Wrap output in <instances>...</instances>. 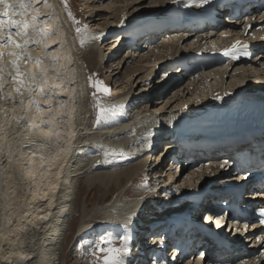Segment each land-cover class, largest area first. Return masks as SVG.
<instances>
[{
    "label": "bare ground",
    "instance_id": "obj_1",
    "mask_svg": "<svg viewBox=\"0 0 264 264\" xmlns=\"http://www.w3.org/2000/svg\"><path fill=\"white\" fill-rule=\"evenodd\" d=\"M169 1L171 0H107L101 4L98 0L95 4L97 0H91V3H94L90 8L103 9L102 14L109 16H106L105 20L108 18L107 22L111 20V23H95L97 28L77 32L61 0H47L48 7H45L44 0H39L38 3L33 0L34 7L41 10L37 27L46 28L53 34L42 39L39 44L30 43L27 51L33 60L21 62L23 71L39 75L40 68L45 70L47 80L39 81L44 87L43 93L36 85H32L30 91L24 89L21 104L19 93L14 91L18 85L13 84L7 76L8 67L4 69L6 83L0 89V264H59L61 241L68 230L76 192L82 182L92 189L95 185L100 188L103 185L105 189H102L106 190V193L110 189L117 190L122 187L125 181L128 183L141 167L145 166L147 160L142 157L143 151L147 148L154 129L161 126L162 120H168L170 127L179 122L186 124L188 133L190 130L192 134H210L222 138L238 136L254 125V121L247 120L246 116H254L264 109V65H259L264 64V44L259 43L260 38H264V24L259 27L260 31L256 36H253L255 33L250 29L252 26L247 28L245 22L235 28L228 25H220L216 29L211 25L203 26L200 28L209 32L197 34L194 38V34L184 29L170 28L174 31L173 34L166 38L157 37L158 40L155 42V39L149 48L135 50L138 43L136 46H123L125 29L136 26V23L140 22L139 17H149L157 11H160L157 18L161 21L170 8L167 5ZM182 3L183 10L185 8L188 14L195 15L193 7L200 4L201 0H182ZM130 8L132 10L129 11ZM32 15H35L34 11L29 12L26 18L30 21ZM97 15L92 20L100 18ZM13 17L20 18L15 12ZM115 39L117 41L113 49L119 44L116 51H105L102 43L110 40V45ZM236 41L244 45L254 42L252 46L258 49L255 64L260 69L248 66L253 62V59H246L249 47L239 48L234 56L224 55V49H231ZM9 50L10 48H6L5 52ZM124 50L127 51L125 55L116 60L115 57ZM95 55L99 56V61H117L119 64L120 60L122 61L120 65L116 62L120 69L123 68V80L118 83L123 92L118 98L127 94L138 98L145 96V99L137 98L138 104L143 102L140 107L136 104L133 113L139 108L138 112L102 127H93L90 123L87 125L84 117V95L88 92L86 64H91ZM36 57L41 58L39 66L35 63ZM4 59L9 61L13 57L6 55ZM189 61L195 62V66L200 70L208 67L210 69L211 65H219L221 61L229 65V69L220 65L219 68L212 67L208 74L199 73L201 82L198 83L196 91L192 84L194 82H191L193 86L187 84L188 90L191 91L188 96H176L172 93L159 106H156L155 102L148 103L153 92L159 94L163 91L166 94L169 87L177 84L174 82L167 86L170 84L167 81L172 76L166 78L163 75L165 69L174 64L176 72L180 71L179 74L183 77L182 70L191 71ZM185 64H188V68L183 67ZM233 65L240 69L236 72L233 68L231 72ZM119 71L115 70L113 75ZM234 73H238V78H235L238 83L229 85H233L235 89V92L231 93V90L225 87L224 79ZM251 75H255V78L251 79ZM156 76L159 77L157 82L160 84L153 82ZM239 81L243 82L240 84ZM140 82H144L143 85L150 84L152 89L136 90ZM117 93L118 91L115 94ZM8 95L12 96L11 100L3 98ZM217 96L223 99H217ZM34 101H39V111ZM127 104V101L125 104L119 102V105ZM180 132L181 129L177 130V134ZM46 141H50V146ZM167 143L168 140L163 142L166 146ZM162 154L161 152V156ZM201 157L207 156L202 154ZM221 164H224L223 168ZM152 166L160 168L159 164ZM167 170L164 176L168 173L169 177H164L163 184H160L158 189L155 182L161 181V174H156L160 171L162 173L163 170L154 172L156 180L150 189H146L147 186L139 188L136 190L138 195L128 201L113 200L104 213L110 218L120 216L131 219V211L141 206L142 209H139L149 215L145 217V224L149 220L156 224L161 220L165 222L163 219L167 217H187L194 197H202L197 189L200 191L210 186L216 188L227 177L235 175L230 163L225 164L221 159L202 163L199 161L190 166L182 162L178 173L172 167ZM164 186L168 188V195H161ZM124 190L123 188L122 191L125 192ZM155 190L154 194L158 191L160 198H156V206L151 210L150 206L154 203L150 204V197ZM141 193L146 195L140 197ZM255 194L253 193L254 197ZM258 196L264 197V194L259 193ZM176 207L179 209L175 210ZM153 210L158 211V216L154 215ZM44 216L47 219L40 218ZM162 217L164 218L161 219ZM221 222L222 218H217L215 223H211L212 227L219 226V230L224 229L225 225L221 228ZM226 230L225 228L224 232ZM127 232L129 233V230ZM244 232V226H237L233 240L242 238ZM243 239L245 242L250 241L246 246H254L258 254L236 264H264L262 236L253 233ZM126 245L130 250L126 252L127 259L135 254V249L130 246V242ZM147 246L148 243L143 248ZM198 258H188L180 261V264H207L200 262ZM162 260L161 258L159 261ZM148 264H152L150 260Z\"/></svg>",
    "mask_w": 264,
    "mask_h": 264
},
{
    "label": "rangeland",
    "instance_id": "obj_2",
    "mask_svg": "<svg viewBox=\"0 0 264 264\" xmlns=\"http://www.w3.org/2000/svg\"><path fill=\"white\" fill-rule=\"evenodd\" d=\"M100 1L102 4L103 2L105 3L107 0H104V1L100 0ZM61 2L66 10L67 15L71 19L70 21L72 23L74 30H75L74 22L75 24H80L79 29L82 31L84 29L90 30V29L97 28L98 27L96 25L97 23L104 24L108 20V18L107 20H105L106 16L109 17L108 14H102L104 12L103 9L96 10V8H92V9L90 8V7H93L91 6V4L94 3V2L91 3V0H89V2H84L83 0H61ZM96 3H98V0L97 2H95V4ZM87 4H89L90 6H87ZM130 10H132V8H130L129 11ZM69 13H71V15H69ZM96 13L97 14L99 13V14L97 15ZM95 14L97 15V17H100V18L92 20L96 18ZM109 23H111V20L107 22V24ZM110 30L111 29H108V31ZM194 37H196V35H194L192 38ZM163 38H166V36H163ZM116 39L110 45H108V42L110 40L102 43L103 49H105V51H108L109 49H113V45L117 41ZM118 45L113 49L112 53L116 51V49L118 48ZM126 52L127 51L124 50L123 52H121L120 55H117L115 59L117 60L121 56L125 55ZM98 57H99L98 55H95L93 57L92 63L86 64L87 65L86 70L88 73V92L84 95V99H85L84 117H85V122L87 123V125H89L90 123V125H92L93 127H102L103 125H106L107 123H114L118 121V119H121L122 117L132 116L133 114L139 111V108H137L136 112L132 113L137 107L136 104L139 105L140 107L143 103V102H140L138 104V101H137L138 96H131V94H127V95L122 96L121 98H118L123 92V89H121L120 85H118V83L121 80H123V74H121L122 73L121 70H123V68L120 69V66H119L122 63V61L120 60V64L117 61L115 62H111V61L107 62L104 60L99 61ZM110 59L111 58H109V60ZM220 65H225V63L222 62V63H219V65L210 66V69L212 67L219 68ZM225 66L228 68L227 65ZM115 67L117 68L115 69ZM112 68H114V70H112ZM233 68L235 67L233 66L231 68V72ZM210 69L205 68V69L199 70L197 69L196 66H194L190 73L181 71V74H183V77L177 78L173 82H169L170 84H167V86H169L173 84L174 82H177V84L174 85L175 87L174 86L169 87V92H167L166 94L165 92L163 93V91L159 94H156L155 92H153L152 97L149 98L150 101L148 103L155 102L156 106H159L163 104L165 99H167L166 97H168L169 94H172V93H175L176 96H181V94L188 96L191 93V91L188 90L187 84L190 83L191 86L194 85L195 87L193 88H196L195 89L196 91L197 86L201 82L198 74L199 73L208 74L209 73L208 70ZM239 69L240 67H236L235 71L237 72ZM115 70H120V71L117 72L116 75H113V72ZM175 72L176 71L174 70L170 74L173 75ZM177 72H180V71H177ZM165 74L166 75L169 74V68H166L164 75ZM236 74L238 73H234L232 75L229 74L228 77H225L224 79L225 85H226L225 87L229 88L231 90L230 91L231 93H234L235 89H233L232 87L233 85L232 86H229V85L234 84L233 82L238 83V80H236L238 78V75ZM233 75H236V76H233ZM250 77L251 79L252 78L254 79L255 75H251ZM211 78L214 79V77H211ZM159 80H160L159 77L156 76V79L153 82H157ZM191 82H194L192 83L193 85L191 84ZM242 82L243 81H241L240 84ZM97 83H98V87H94L93 85ZM143 83L144 82H140L136 90H139V89L151 90L152 89L149 87L150 84L143 85ZM157 84H160V83L157 82ZM243 84L247 85L246 83H243ZM135 87L136 85L134 86V88ZM205 87H207V85H205ZM105 89H107V91H105ZM117 91L118 93L115 94ZM157 91L159 92V90ZM207 95H200V96L206 97ZM144 97L145 96H142L138 98V100H141ZM121 101L123 104H125L127 101L128 104L119 105V102ZM113 106H116L114 112L108 113L107 119L106 120L102 119L100 125L98 126L97 117L98 115L101 114L100 110L101 109H111L113 108ZM175 162H176V159L173 163ZM149 163H151V165ZM152 164L155 165V163L153 162L146 161L145 166L141 167V169L133 177V179L128 181V183L125 181L124 184H122V187L120 186L117 190L110 189L107 193H106V190H103L105 189L103 185H101L103 189L100 188L98 185H95L92 189L91 187H87L82 182L80 189L76 192V202H75V205L73 206L72 212L70 213V218L68 222L69 223L68 230L66 231L65 236L63 240L61 241L62 249L60 251L59 264H96L97 259L104 255V253L100 252L99 249L97 248L98 243L100 247L119 248L128 242V240L125 241L123 238L128 233L126 231L128 227H132V225L129 222L127 223L121 222L125 218L120 217V216L117 218H110L108 217L107 213H104V211L107 210V208H109L113 200L122 199V200L128 201L130 199H133L135 195H138V192L136 190H138L139 188L141 187L143 188L144 186H147L146 189H150L152 187V184L156 180V177L154 176V172L155 171L158 172L159 170V168L157 167H155L156 169L153 168L154 166H152ZM167 169L168 168H166V170ZM172 169L176 170V168L174 169L173 167ZM166 172H168V170ZM166 172L163 170L162 173L160 171L156 174V176L158 174H161V179H159L161 181L155 182L158 184L157 189L159 188L160 184H163L164 177L166 176L169 177L168 173L166 174V176H164V173ZM123 188L125 189L124 190L125 192L122 191ZM103 194L105 195L102 197ZM145 195L146 193H143V194L141 193V195L139 194L140 197H143ZM155 196L156 197L159 196L158 191L155 194ZM177 207L174 209L175 210L179 209ZM158 214H159L158 211H154L155 216ZM147 215L148 214H145V215L141 214L140 216H147ZM107 234H111L110 241L109 242L102 241L101 237H105L107 236ZM125 255L126 253H123V258H125Z\"/></svg>",
    "mask_w": 264,
    "mask_h": 264
},
{
    "label": "snow or ice",
    "instance_id": "obj_3",
    "mask_svg": "<svg viewBox=\"0 0 264 264\" xmlns=\"http://www.w3.org/2000/svg\"><path fill=\"white\" fill-rule=\"evenodd\" d=\"M36 3L39 0H35ZM45 7H48L47 0H44ZM202 4H207L208 0H201ZM35 12V15H32L31 20L29 21L26 16L29 12ZM15 12L20 18L16 19L13 17V13ZM71 15V13H69ZM41 16V10L39 7H34L33 0H0V89L3 88L5 81V67L7 66L9 71L7 72V76L16 84L14 91L19 93L21 100L20 103L23 104L24 98V89L31 90L32 85H36L40 92H44V87L39 83L42 79L44 81L47 80V73L43 68H40V73L34 72H26L21 68V62L27 63L30 60H33V57L27 51V48L30 43L39 44L42 39L49 38L53 33L49 32L45 29H40L37 27L39 22V18ZM123 23V21H121ZM15 29V32H13ZM77 32H80V29L77 28ZM83 40L81 43L83 44ZM47 47V45H46ZM6 48H10L9 51L5 52ZM239 48H247V45L242 44L240 41H236L231 49H224V55H235V52L239 50ZM13 57L12 60L6 61L4 59L5 56ZM55 62V60H54ZM35 63L37 66L41 63V58L36 57ZM59 75V74H57ZM166 75V74H165ZM94 87H98V83L93 85ZM107 91V89H105ZM225 95H228L225 93ZM4 99H12L11 95L3 97ZM217 99H223L221 96H217ZM36 104L37 111H39L40 105L39 101H34ZM116 106H113L111 109H101L100 115L97 117V125L99 126L101 120L107 119L108 113L114 112ZM50 126V125H49ZM50 146V141H46ZM35 155V153H33ZM227 161H225V164ZM221 167H224V164H221ZM41 219H47L46 216L40 217ZM222 218V217H221ZM258 220L261 225H264V208L258 210ZM211 219L210 217L208 218ZM249 227L248 224L244 225V228L247 229ZM110 235L107 234L105 237H101L102 241L109 242ZM125 241L130 239V237L125 236L123 238ZM259 239V238H258ZM97 248L100 252L104 253V255L97 259L96 264H126L125 259L123 258V253L130 251L127 245H122L119 248H106L100 247L99 243L97 244Z\"/></svg>",
    "mask_w": 264,
    "mask_h": 264
},
{
    "label": "water",
    "instance_id": "obj_4",
    "mask_svg": "<svg viewBox=\"0 0 264 264\" xmlns=\"http://www.w3.org/2000/svg\"><path fill=\"white\" fill-rule=\"evenodd\" d=\"M80 27V24H75V30Z\"/></svg>",
    "mask_w": 264,
    "mask_h": 264
}]
</instances>
